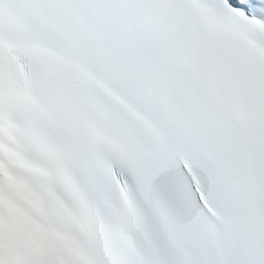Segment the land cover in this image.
I'll list each match as a JSON object with an SVG mask.
<instances>
[{
    "label": "snow or ice",
    "instance_id": "obj_1",
    "mask_svg": "<svg viewBox=\"0 0 264 264\" xmlns=\"http://www.w3.org/2000/svg\"><path fill=\"white\" fill-rule=\"evenodd\" d=\"M0 264H264V0H0Z\"/></svg>",
    "mask_w": 264,
    "mask_h": 264
}]
</instances>
